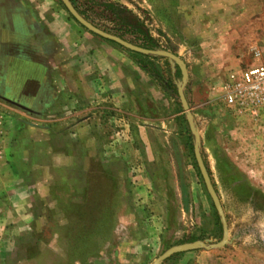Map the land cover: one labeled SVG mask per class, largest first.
<instances>
[{"label": "rangeland", "instance_id": "1", "mask_svg": "<svg viewBox=\"0 0 264 264\" xmlns=\"http://www.w3.org/2000/svg\"><path fill=\"white\" fill-rule=\"evenodd\" d=\"M71 1L91 25L138 46L101 3L124 6L184 66L227 237L215 246L220 221L171 63L90 33L60 0H0V264H150L191 242L199 247L160 264H264V110L237 113L218 96L225 73L264 63V0ZM16 3L26 37L8 63Z\"/></svg>", "mask_w": 264, "mask_h": 264}, {"label": "water", "instance_id": "2", "mask_svg": "<svg viewBox=\"0 0 264 264\" xmlns=\"http://www.w3.org/2000/svg\"><path fill=\"white\" fill-rule=\"evenodd\" d=\"M60 1L62 3L63 7L65 8V10L67 11V13L71 16V18L77 24H79L81 27H83L84 29H86L90 33L97 35L98 37L105 39L107 41H111V42L115 43L116 45H118V46H120V47H122L128 51L139 53L142 55H154V56H158V57H163L165 59H168V60L174 62L178 66L180 73H181V83L177 87L176 93H177L181 108H182L183 112L185 113V121L187 123L188 130L193 137L192 152H193V157H194V161H195L198 173H199L200 178L202 180L204 189H205V191H206V193H207V195L211 201V204H212V206H213V208H214V210H215V212L219 218V221H220L221 239L215 245L216 247H220L227 237L226 222H225V218H224L218 197H217V195H216V193H215V191L211 185L209 176L207 174L205 166H204L202 159L200 157V153H199V149H198L197 133H196L194 125H193L192 116L188 111V107H187L186 101H185L184 96H183L182 90H183V85H184L185 78H186V71H185L184 66L181 64V62L179 61V59L176 56H174L173 54H171L169 52H166L163 50L143 49V48H140L138 46L132 45V44L120 39L119 37H116L114 35L105 33L103 31L97 29L96 27L91 25L88 21H86L82 16H80L68 0H60ZM198 247H199L198 242L184 243V244L172 246V247L166 249L164 252H162L150 264H160L162 261L168 259L170 256H172L174 254L191 251V250L197 249Z\"/></svg>", "mask_w": 264, "mask_h": 264}, {"label": "built area", "instance_id": "3", "mask_svg": "<svg viewBox=\"0 0 264 264\" xmlns=\"http://www.w3.org/2000/svg\"><path fill=\"white\" fill-rule=\"evenodd\" d=\"M252 53L255 60L260 58L258 51ZM218 96L224 106L257 118L264 110V63L225 73L218 86Z\"/></svg>", "mask_w": 264, "mask_h": 264}, {"label": "trees", "instance_id": "4", "mask_svg": "<svg viewBox=\"0 0 264 264\" xmlns=\"http://www.w3.org/2000/svg\"><path fill=\"white\" fill-rule=\"evenodd\" d=\"M69 2L72 4V1L69 0ZM101 6L105 11H107L113 20H115L119 26L126 31H128L131 34H135L136 36H139L142 38L143 43L138 45V47L147 49V50H160V48L157 46L155 43V40L149 35L146 27L143 25V23L132 13L130 12L127 8L121 5H117L114 3H101ZM79 15L82 16L80 12H78ZM112 43L111 41H108ZM142 56L146 59H163V57H158L154 55H139ZM166 61L170 62L172 67H173V74H172V80L174 82V85H176V88L178 87L180 80H181V73L178 68V66L168 60L165 59ZM142 66V65H141ZM148 66L151 67V72L153 74H157L156 67L149 61ZM143 69H145L144 66H142ZM189 139L192 141V136L191 134L186 130ZM215 219L219 221V218L217 215H215ZM219 238L221 237V228H219Z\"/></svg>", "mask_w": 264, "mask_h": 264}, {"label": "flooded vegetation", "instance_id": "5", "mask_svg": "<svg viewBox=\"0 0 264 264\" xmlns=\"http://www.w3.org/2000/svg\"><path fill=\"white\" fill-rule=\"evenodd\" d=\"M69 1V0H68ZM23 9H22V5H20L19 3H16L13 7H10V10L8 11V16H11V23L12 24V29L10 31V35L13 37L14 40H12V44L11 42L9 43L8 46L11 45V50L8 52L7 57L9 59H6L8 61V63L13 62L14 60H16L15 58H18L21 54L20 50L18 49V46L15 47L16 42H19L20 39L23 40L24 37H26V35H24V32L22 31V28L20 27L22 25V19H23ZM17 22L19 23V25H17ZM9 35V38H10ZM11 37V38H12ZM20 38V39H19ZM10 60H13L10 62ZM17 64L14 62V65ZM19 64H17V66L13 67L14 69H20ZM10 103H12V105L15 106H19L22 107L23 109L27 110L25 107L15 103L14 101H9Z\"/></svg>", "mask_w": 264, "mask_h": 264}, {"label": "crops", "instance_id": "6", "mask_svg": "<svg viewBox=\"0 0 264 264\" xmlns=\"http://www.w3.org/2000/svg\"><path fill=\"white\" fill-rule=\"evenodd\" d=\"M70 82H71V81H70ZM78 82H79V79L76 80V82H75V84H74L73 86L71 85V88H73V90H75V89H76L75 87L78 86ZM29 127H30V128H31V127H32V128H35V127H33V124H29ZM30 128H29V129H30ZM43 130H44V129H43ZM44 131H45V130H44ZM23 132H25V131H23ZM28 145H29V144H28ZM30 145H31V144H30ZM18 146H19V145H17V146L14 145V147H13V146L10 147V148H9V151H10V153H14V150H13V149L16 147L17 157H18L19 159H21V161H22L24 157L22 158V157L19 155V150H18L19 147H18ZM31 146H32V145H31ZM17 147H18V148H17ZM14 154H15V153H14ZM18 158H16L15 156H12V157H11V159L14 160V161H15V160H19ZM1 184H2V183H1ZM5 188H6V187H5ZM0 190H3V189H0Z\"/></svg>", "mask_w": 264, "mask_h": 264}]
</instances>
